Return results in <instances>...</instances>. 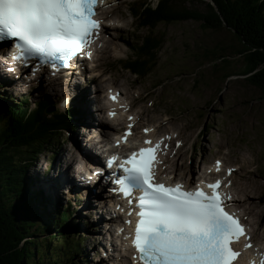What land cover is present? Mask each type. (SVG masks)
Instances as JSON below:
<instances>
[{
	"label": "rangeland",
	"instance_id": "374dc122",
	"mask_svg": "<svg viewBox=\"0 0 264 264\" xmlns=\"http://www.w3.org/2000/svg\"><path fill=\"white\" fill-rule=\"evenodd\" d=\"M147 1H150L151 4L156 3V0ZM122 10L125 11L126 16L129 14L127 7L122 3H118L112 12L123 17ZM108 13H110V7ZM133 26L135 27V22ZM201 29L199 24L188 21L173 25H159L154 30L159 37L164 38V43L158 53L160 66H157L150 75V80L154 81L151 85L155 82L171 80L167 83L170 86H166V84L155 90L148 87V81L147 84L141 82L142 89L139 91L138 97L134 98L136 105L128 103L129 112L140 114L142 123L143 121L155 122L163 118L170 119L171 123H163V129L174 128L180 133L178 136L184 143L181 158L177 163L179 172L182 170L196 171L203 161H210L216 148L224 154L227 160L237 161L239 159L241 169L237 176V192L239 196L244 195L242 189L248 187L252 194L245 196L250 200L242 203L238 199L236 202L245 209L247 222L255 232V239L259 241V244H264V97L258 90L248 86L245 78L241 75L242 58L237 56L229 61V70L231 71L229 75H233L231 78L224 77L227 69L223 70L213 66L215 60L209 54L211 47L217 46L219 50L221 47L234 49L232 47L234 42H231L232 35L227 31L215 32ZM110 33L111 38L113 35H118L117 32L110 31ZM143 34H145L144 30L140 28L138 30L135 27L134 33L133 31L130 33V42L132 43L134 39ZM119 51L124 53V48ZM93 78L89 74L84 82ZM117 78L120 81L116 80L115 82H119L124 90L127 89L131 81L130 76L120 72L119 75L110 77V79ZM82 82L80 79L76 80L77 88H75L76 86L72 89L71 87L68 89L67 86L58 87L57 93L52 92L49 96L52 105L58 109L55 103L57 96L62 91L66 93L70 90H77ZM28 86L27 83L24 87L30 91L26 95L28 102H38L44 92L34 91ZM23 96L25 95L17 91L10 92L7 88L0 86V98L20 101ZM84 101L86 98L82 100V102ZM90 105L91 101L85 103L89 116L83 115V121L79 120L78 124L81 127L75 132L76 141L74 143L69 141L68 133H62L64 143L59 151L54 149L52 152L54 154L50 152L42 154L38 158L36 166L28 169L26 173L27 177L30 176L35 181L34 187L29 190L30 193L36 194L39 190H45L46 196L48 193L50 194L48 201H45L50 217H54L56 211L68 213V210L69 221L64 225L75 224L77 226L71 232L65 231L64 228L68 227L63 226L59 232L49 231L40 236L43 239L55 233L61 237L62 235L69 236L68 245L63 247V252H60L64 259L68 258L67 262L63 264H68L69 257H73V253H70L72 256L69 257L67 255L70 254L66 255V253L67 249L74 247L73 242L77 240L81 242V253L76 255V259L80 260L81 264H108L98 258L103 254L102 245L106 242L102 239L105 236L99 235L103 234V224L100 223L98 226L93 223L100 217L94 210L96 202L85 200L86 193L83 194V201H79L81 195L78 193L62 194V188L59 189L62 180H59L60 175L55 174V171L59 172L61 168L58 166V169H54L57 164H63L64 160L79 158L82 150L86 149L87 154V148H91L90 142L96 139V136L93 137L89 134L99 135V132H103L104 128L99 124L102 119L97 113L90 114ZM174 130L172 131L174 132ZM226 139L229 141V146H223ZM51 179H57L56 183ZM55 195H59V197L55 198ZM75 198L78 199L79 205L78 201L74 203ZM252 207H254L253 213H250ZM74 209L77 210V214L76 210L73 213ZM46 220L44 217V221ZM45 244L42 245V250L48 249L46 242ZM57 246H59L57 243L54 245L52 243L48 250L51 253H53L52 251H61L62 248H56ZM93 246L94 249L91 250ZM46 255H48L47 252ZM52 255L48 256L44 264H49V257Z\"/></svg>",
	"mask_w": 264,
	"mask_h": 264
},
{
	"label": "snow or ice",
	"instance_id": "6c2138e0",
	"mask_svg": "<svg viewBox=\"0 0 264 264\" xmlns=\"http://www.w3.org/2000/svg\"><path fill=\"white\" fill-rule=\"evenodd\" d=\"M101 2L0 0V41H16L13 61L39 58L41 65L68 67L94 43L93 37L101 27L96 19ZM132 127L130 123L124 143L132 135ZM148 131L145 129V134ZM143 143L149 146L120 160L123 176L114 181L130 206L134 194L139 193L135 197L138 211L132 246L137 255L133 259L138 264H235L242 252L232 245L241 237L249 240L245 250L253 245L239 218L226 210V201L232 197L220 192L222 181L207 184L210 192L199 186L189 191L182 183L167 185L157 179V166L163 163L159 159L162 141ZM119 159L113 156L108 166H114ZM216 168L219 171V161ZM260 264H264V258Z\"/></svg>",
	"mask_w": 264,
	"mask_h": 264
},
{
	"label": "trees",
	"instance_id": "16d2710c",
	"mask_svg": "<svg viewBox=\"0 0 264 264\" xmlns=\"http://www.w3.org/2000/svg\"><path fill=\"white\" fill-rule=\"evenodd\" d=\"M132 7L128 10L140 28L152 30L159 25L191 21L203 31L229 32L234 49L211 47L213 66L227 69L225 77L231 73L229 61L237 56L242 58L241 72L253 73L245 82L264 97V0H160L155 5L136 3ZM162 42V37L152 35L145 37L142 44L137 41V58L127 66L140 76L151 73ZM52 110L49 101L30 107L28 99L0 98V264H44L50 254L53 255L49 257V264L67 262L68 258L64 259L60 252L68 245L69 236L56 233L44 239L40 236L49 231L59 232L63 226L71 232L77 226L64 225L69 221L68 210V213L56 211L50 217L44 192L30 193L35 181L26 176L42 154L52 153L54 149L59 151L64 143L62 129L72 128L73 110ZM45 242L48 249L57 243L56 248L62 250L53 253L42 250ZM73 244L74 247L67 249L66 255L73 253L74 257L67 255L68 264H81L76 259L81 253V242L77 240Z\"/></svg>",
	"mask_w": 264,
	"mask_h": 264
},
{
	"label": "bare ground",
	"instance_id": "6f19581e",
	"mask_svg": "<svg viewBox=\"0 0 264 264\" xmlns=\"http://www.w3.org/2000/svg\"><path fill=\"white\" fill-rule=\"evenodd\" d=\"M112 1H114V0H109L108 1V3H110V2H112ZM104 15H105V17L107 18V16H106V14H102V16H101V18L103 19V20H105V23H104V26H105V28H106V30H108V26L111 24V22H106L107 20H106V18L104 19ZM112 18V17H111ZM109 29H111V28H109ZM112 32V31H111ZM113 37H115L114 35L112 36V38ZM108 38L109 39H111V36L109 35L108 36ZM113 41V40H112ZM116 43H119V41H113V44H116ZM121 44H124L123 42H120ZM104 52V50H101L100 51V53H103ZM124 52H125V49H124ZM97 54H98V51L96 52V54H95V56H94V58L95 57H97ZM60 85H62L61 83H60ZM76 87L75 88H77L78 87V85H75ZM33 90L34 91H41V92H44V94H46V91H48V89H47V85H46V82L45 81H41V82H39V83H37V84H33ZM115 89H117V88H115ZM48 93H50V92H48ZM44 94H42V95H44ZM51 94V93H50ZM127 100V99H126ZM126 104V110L129 112V109H130V106H129V104L128 103H125ZM27 106V105H26ZM90 111V110H89ZM99 124H100V127H103L104 129H107V128H111L113 125L112 124H110V123H108V122H105V123H103V122H99ZM104 129L102 130V131H104ZM102 134L103 133H101V132H99V136H102ZM91 152V151H90ZM88 156H91V155H88ZM53 182H55L56 183V181H57V179H51ZM97 195L96 194H94L93 192H91V191H88L87 193H86V195H85V200H91V199H93V197H96ZM243 196H246V195H243ZM59 197V195H55V198H58ZM85 203H86V201H85ZM238 205L237 204V202H235L234 203V205ZM235 205V206H236ZM100 210H101V206L100 207H98ZM82 212V211H81ZM97 214L99 213V212H96ZM81 214V213H80ZM244 215H246L245 213H244ZM104 218L102 217V212H101V217H99V218H97L96 220H95V224H98V226H99V224L101 223V221L103 220ZM101 230V229H100ZM252 234H253V240L255 241V239H254V231H252ZM100 236H104L103 234H99ZM93 238V237H92ZM97 238V237H96ZM245 240V239H244ZM253 241V242H254ZM255 243V245L256 244H258L259 246H260V248L262 249V251H263V253H264V244H259V242H257V241H255L254 242ZM101 258V257H100ZM124 261H126V259H124Z\"/></svg>",
	"mask_w": 264,
	"mask_h": 264
}]
</instances>
